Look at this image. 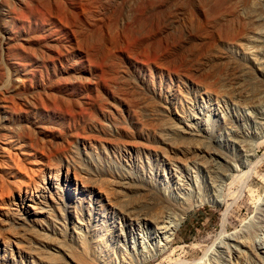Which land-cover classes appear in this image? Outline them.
Segmentation results:
<instances>
[{
  "label": "rangeland",
  "instance_id": "rangeland-1",
  "mask_svg": "<svg viewBox=\"0 0 264 264\" xmlns=\"http://www.w3.org/2000/svg\"><path fill=\"white\" fill-rule=\"evenodd\" d=\"M262 5L0 0V264H264Z\"/></svg>",
  "mask_w": 264,
  "mask_h": 264
},
{
  "label": "bare ground",
  "instance_id": "bare-ground-1",
  "mask_svg": "<svg viewBox=\"0 0 264 264\" xmlns=\"http://www.w3.org/2000/svg\"><path fill=\"white\" fill-rule=\"evenodd\" d=\"M262 6H264V5H262ZM261 7V6H260ZM263 19H264V16H263ZM244 66V65H243ZM239 68V67H238ZM237 68V69H238ZM247 68V67H246ZM248 69V68H247ZM243 70V72H244V69H242ZM249 70V69H248ZM246 73H248L247 71H245ZM244 72V73H245ZM147 196H149V195H147ZM153 197V196H152ZM153 200H154V198H153ZM154 201H156L157 202V200H154ZM159 201V200H158ZM161 202V201H160ZM158 203V202H157ZM160 204H162V203H160ZM155 205H158V204H156L155 203ZM164 209H165V207H163ZM187 213H188V211H187ZM164 214V212H162V216H157V219H155L158 223H160V224H162L163 226H164V228H162L163 230H164V235H165V242L166 243H168V240L169 239H171L173 236H174V234L176 233V231L178 230V228L180 227V225L182 224V222H184L183 220L185 219V216H187L186 215V212H184L183 214H181V215H183V216H181L180 218H179V220H178V222H176L175 224H167V221H166V219H167V214L165 213V215L166 216H164L163 215ZM159 215H161V214H159ZM155 218H156V216H154ZM154 219V218H153ZM135 220V219H134ZM241 235V233L240 232H238V233H236L235 235H233V236H231V237H229V239L230 240H232L234 243H236V245L237 246H240L241 245V242L245 245H247V244H249L250 242H249V240H242V239H239V236ZM242 240V241H241ZM257 243H255L256 244V246L258 247V248H262V244L260 243V241H259V243H258V241H256ZM82 245V244H81ZM89 247V244H86V245H84L83 247H82V250H81V254H80V259H81V261L83 262V264H114V261L113 260H108V263H106L107 261L105 260V258H104V260L103 259H101V260H103L101 263L100 262H96V260H95V257L93 256V254H89V252H88V247ZM91 247V246H90ZM167 246H165V248H166ZM95 248V247H94ZM90 249V248H89ZM92 249V248H91ZM96 250V249H95ZM90 253H92V252H90ZM128 253V252H127ZM99 255V254H98ZM244 252H238V255L236 254L235 256H234V258L235 259H238V260H242L243 259V257H244ZM79 256V255H78ZM77 256V257H78ZM97 256V255H96ZM105 256V255H104ZM128 256V255H127ZM109 258V257H108ZM129 258V257H128ZM118 259H120V258H118ZM117 259V260H118ZM98 260V259H97ZM123 259H121V261H122ZM125 260V259H124ZM79 261V260H78ZM106 261V262H105ZM127 261H129V260H127ZM82 262H79L80 264L82 263ZM118 262V261H117ZM127 263V262H126ZM117 264V263H116ZM120 264V263H119ZM125 264V263H124ZM128 264V263H127ZM208 264V263H207Z\"/></svg>",
  "mask_w": 264,
  "mask_h": 264
}]
</instances>
